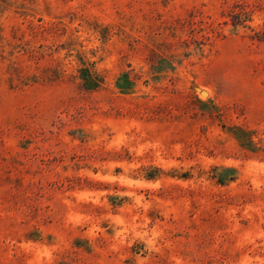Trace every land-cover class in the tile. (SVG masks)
Masks as SVG:
<instances>
[{"label": "rangeland", "instance_id": "374dc122", "mask_svg": "<svg viewBox=\"0 0 264 264\" xmlns=\"http://www.w3.org/2000/svg\"><path fill=\"white\" fill-rule=\"evenodd\" d=\"M0 264H264V0H0Z\"/></svg>", "mask_w": 264, "mask_h": 264}, {"label": "trees", "instance_id": "16d2710c", "mask_svg": "<svg viewBox=\"0 0 264 264\" xmlns=\"http://www.w3.org/2000/svg\"><path fill=\"white\" fill-rule=\"evenodd\" d=\"M241 12H238V13H235L234 14V16H233V18H232V20H231V22H232V24H238V23H240V21H242L243 19H241ZM241 19V20H240Z\"/></svg>", "mask_w": 264, "mask_h": 264}]
</instances>
